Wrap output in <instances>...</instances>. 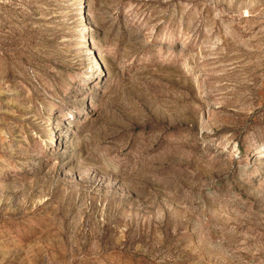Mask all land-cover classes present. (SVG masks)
I'll return each instance as SVG.
<instances>
[{"label": "rangeland", "instance_id": "obj_1", "mask_svg": "<svg viewBox=\"0 0 264 264\" xmlns=\"http://www.w3.org/2000/svg\"><path fill=\"white\" fill-rule=\"evenodd\" d=\"M0 264H264V0H0Z\"/></svg>", "mask_w": 264, "mask_h": 264}]
</instances>
